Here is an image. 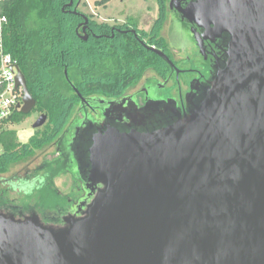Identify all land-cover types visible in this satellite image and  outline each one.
I'll list each match as a JSON object with an SVG mask.
<instances>
[{
	"label": "water",
	"instance_id": "water-1",
	"mask_svg": "<svg viewBox=\"0 0 264 264\" xmlns=\"http://www.w3.org/2000/svg\"><path fill=\"white\" fill-rule=\"evenodd\" d=\"M182 1L173 13L220 51L208 87L185 115L147 104L130 130L78 128V166L103 187L62 227L0 211V264H264V0Z\"/></svg>",
	"mask_w": 264,
	"mask_h": 264
},
{
	"label": "flooded vegetation",
	"instance_id": "flooded-vegetation-1",
	"mask_svg": "<svg viewBox=\"0 0 264 264\" xmlns=\"http://www.w3.org/2000/svg\"><path fill=\"white\" fill-rule=\"evenodd\" d=\"M187 1L189 0L182 1V6H185ZM170 2L169 13H162L160 0H157V16H151L150 18L154 17L153 24L149 30H143L139 27V22L121 23L112 19H99L95 13L87 14L83 0H66L63 10L80 18L75 26L77 39L100 46L110 44L120 47L124 40L131 37L145 54L144 57L138 58L135 64L136 70L132 77L135 83L132 87L112 96L94 95L84 98L77 114V123L73 122V128L67 129L47 147L46 155H51L41 163L36 162L37 155L31 162L20 165L25 168L23 176L20 175L18 166L5 181L6 184L14 182L19 187L20 180L26 179L40 184L42 179L49 177L53 183L51 189L57 193L53 203L44 207L43 213L37 210L35 204L27 209L20 207L16 213L2 212L18 218L36 214L45 225L53 227L64 226L65 217L83 216L87 206L103 186L92 184L90 168L82 161L78 166L77 157L81 158L80 152L86 145L80 137L75 138L77 129H80V135L88 137L98 130L106 131L108 126L130 130L131 111L140 112L149 104L155 107L154 115L158 117L169 118L175 112L185 115L188 103L196 102L202 95L212 75L216 73L214 68L218 61L215 56H219L220 51L211 41L204 42V51L197 42L196 29L178 13H173ZM103 6L107 7V4ZM163 18L167 19L162 22L159 32L161 38H158L156 26ZM145 63L148 64L146 68ZM141 68L145 71L140 76ZM32 114L33 111L24 114V120ZM59 165L60 171H57ZM60 180L61 185H57Z\"/></svg>",
	"mask_w": 264,
	"mask_h": 264
},
{
	"label": "trees",
	"instance_id": "trees-1",
	"mask_svg": "<svg viewBox=\"0 0 264 264\" xmlns=\"http://www.w3.org/2000/svg\"><path fill=\"white\" fill-rule=\"evenodd\" d=\"M110 0L96 4L105 5ZM170 0H160L162 13H169ZM66 0H8L2 4L9 18L6 49L18 61L28 90L36 100L34 112L46 114L48 122L37 129L27 144L21 143L14 129L3 127L0 132V210L17 212L35 204L43 213L57 198L51 189L52 179L40 184L20 180L1 184L18 166L31 162L67 129L77 123L81 97L110 95L126 91L133 79L137 59L144 50L130 37L118 45L86 43L77 39V15L65 12ZM163 18L157 23L156 37L161 38ZM165 22V21H164ZM145 63L144 68L147 67ZM140 69V76L145 71ZM138 76L137 79L140 78ZM78 91V92H77ZM25 119L23 113L13 118V125ZM57 171H60V165ZM58 174V172L56 173ZM16 192L13 196L11 193ZM42 204H41V203ZM45 203V204H43ZM19 205V206H18ZM45 205V206H43Z\"/></svg>",
	"mask_w": 264,
	"mask_h": 264
},
{
	"label": "rangeland",
	"instance_id": "rangeland-1",
	"mask_svg": "<svg viewBox=\"0 0 264 264\" xmlns=\"http://www.w3.org/2000/svg\"><path fill=\"white\" fill-rule=\"evenodd\" d=\"M101 1L103 0H83V3H86L84 10L87 14L95 13L97 18L103 20L112 19L121 23L139 22V27L143 30H149L153 24V18L157 16V0H110V2L107 3V7L103 5H96L97 2ZM151 16L154 17L150 18ZM39 116L40 113L34 112L28 119L19 124L8 127L17 132L21 143L27 144L37 130L34 128V123L37 121ZM46 152L47 151L44 150L38 154L35 158L37 163H41L42 160L51 155V153L46 155ZM24 169V167H18V170H21L20 175L22 176L25 171ZM8 177L9 175L1 178L2 185H4V182ZM57 185H61V180L57 182ZM64 192L67 191L64 190ZM11 194L15 196L17 193L12 192Z\"/></svg>",
	"mask_w": 264,
	"mask_h": 264
},
{
	"label": "built area",
	"instance_id": "built-area-1",
	"mask_svg": "<svg viewBox=\"0 0 264 264\" xmlns=\"http://www.w3.org/2000/svg\"><path fill=\"white\" fill-rule=\"evenodd\" d=\"M8 0H0V132L3 127L13 125V118L22 113L25 106V86L19 75L22 72L19 61L6 49V30L8 16L3 12L2 4ZM0 147V154H1Z\"/></svg>",
	"mask_w": 264,
	"mask_h": 264
}]
</instances>
